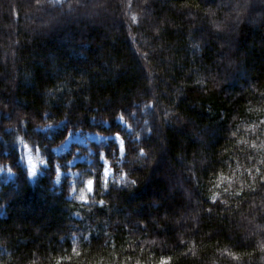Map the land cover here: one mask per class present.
I'll return each mask as SVG.
<instances>
[{
    "label": "trees",
    "instance_id": "16d2710c",
    "mask_svg": "<svg viewBox=\"0 0 264 264\" xmlns=\"http://www.w3.org/2000/svg\"><path fill=\"white\" fill-rule=\"evenodd\" d=\"M0 166V264H264V0H0Z\"/></svg>",
    "mask_w": 264,
    "mask_h": 264
},
{
    "label": "rangeland",
    "instance_id": "374dc122",
    "mask_svg": "<svg viewBox=\"0 0 264 264\" xmlns=\"http://www.w3.org/2000/svg\"><path fill=\"white\" fill-rule=\"evenodd\" d=\"M120 122L124 126H128L122 119H120ZM47 129H44V131H46ZM109 141H114L118 145L120 157H123L124 141L120 136H104L95 133H81L80 131L69 133L64 143L54 149V153L56 155H64L68 153L73 146H80L86 149H90L91 144H107ZM19 144L21 163L27 169L30 181L32 183H35L37 179L44 174V170L47 168L46 160L44 159L39 150H32L31 147L25 144L23 141H20ZM86 161L90 163V160L87 158V156L81 155L80 151H77L73 160L68 164V171L64 172L58 168L57 176L55 179V185L60 186L62 184L63 178L66 176L69 177V183L72 187L71 198H75L82 203H89L88 196L92 195L93 191L90 192L88 190V182L84 183V188L82 191L79 192L77 190L76 182L80 179L81 174L79 170L73 169V167H75L77 163H82ZM101 162L104 166L103 176L105 184H107L115 179L114 172L111 169L108 161L104 157L101 158ZM105 171L108 172L107 176L104 175ZM13 179L14 174L9 169L0 166V181L8 183Z\"/></svg>",
    "mask_w": 264,
    "mask_h": 264
},
{
    "label": "snow or ice",
    "instance_id": "6c2138e0",
    "mask_svg": "<svg viewBox=\"0 0 264 264\" xmlns=\"http://www.w3.org/2000/svg\"><path fill=\"white\" fill-rule=\"evenodd\" d=\"M142 154H143V152L141 151V155H142ZM104 175L107 176V175H108V172L105 171ZM94 183H95L94 181H89V182H88V185H89L88 190H89L90 192H91V191H94V187H93ZM101 203H102V202H101ZM161 264H167V262H166V261H162Z\"/></svg>",
    "mask_w": 264,
    "mask_h": 264
}]
</instances>
